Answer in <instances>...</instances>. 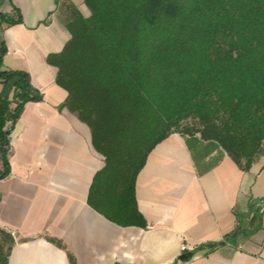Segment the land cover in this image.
Returning <instances> with one entry per match:
<instances>
[{
  "label": "crops",
  "instance_id": "1",
  "mask_svg": "<svg viewBox=\"0 0 264 264\" xmlns=\"http://www.w3.org/2000/svg\"><path fill=\"white\" fill-rule=\"evenodd\" d=\"M78 12L91 14L85 0H0V70L27 72L42 95L8 134L0 227L15 238L9 264H264V156L243 170L212 143L173 133L136 179L145 228L118 225L89 204L104 157L48 62ZM183 243L203 249L183 262Z\"/></svg>",
  "mask_w": 264,
  "mask_h": 264
},
{
  "label": "trees",
  "instance_id": "2",
  "mask_svg": "<svg viewBox=\"0 0 264 264\" xmlns=\"http://www.w3.org/2000/svg\"><path fill=\"white\" fill-rule=\"evenodd\" d=\"M85 4L91 14L78 12L68 23L71 38L48 62L68 92L65 105L89 126L104 157L88 196L95 210L118 225L145 228L136 179L155 146L173 133L212 143L243 170L264 156V0ZM0 80L4 178L10 172L5 130L42 95L25 71L0 70ZM14 244L0 227V264H9Z\"/></svg>",
  "mask_w": 264,
  "mask_h": 264
},
{
  "label": "water",
  "instance_id": "3",
  "mask_svg": "<svg viewBox=\"0 0 264 264\" xmlns=\"http://www.w3.org/2000/svg\"><path fill=\"white\" fill-rule=\"evenodd\" d=\"M11 130V126L7 127L6 130H5V135L8 136L9 132ZM217 245H221L223 244V242H216ZM197 253L196 250H193V251H187V252H184L180 255L179 259L183 262H187L189 260H191L194 255Z\"/></svg>",
  "mask_w": 264,
  "mask_h": 264
},
{
  "label": "built area",
  "instance_id": "4",
  "mask_svg": "<svg viewBox=\"0 0 264 264\" xmlns=\"http://www.w3.org/2000/svg\"><path fill=\"white\" fill-rule=\"evenodd\" d=\"M181 252H186L189 250V247L186 243H183L180 247Z\"/></svg>",
  "mask_w": 264,
  "mask_h": 264
}]
</instances>
